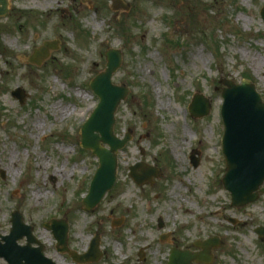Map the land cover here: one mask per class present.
Segmentation results:
<instances>
[{"label":"rangeland","instance_id":"obj_1","mask_svg":"<svg viewBox=\"0 0 264 264\" xmlns=\"http://www.w3.org/2000/svg\"><path fill=\"white\" fill-rule=\"evenodd\" d=\"M114 1L8 0L0 17V244L18 211L57 264L79 263L56 249L44 227L50 219L67 221L78 253L99 235L101 257L84 264H167L171 249L197 251L194 243L211 237L219 244L208 264H264L255 233L264 227V194L231 206L220 116L221 79L251 80L264 101V0ZM45 41L56 48L31 62ZM109 49L122 53L112 82L129 89L114 133L131 129L132 139L118 151L114 186L88 211L82 201L98 160L81 147V127L99 101L89 83ZM196 94L211 103L200 118L188 112ZM137 162L162 175L137 185L129 177Z\"/></svg>","mask_w":264,"mask_h":264},{"label":"water","instance_id":"obj_2","mask_svg":"<svg viewBox=\"0 0 264 264\" xmlns=\"http://www.w3.org/2000/svg\"><path fill=\"white\" fill-rule=\"evenodd\" d=\"M117 1V2H116ZM116 8H128L116 0ZM8 0H0V17L7 12ZM118 6V7H117ZM264 21V7L260 10ZM57 41H45L35 50L30 61L36 64L48 57L49 50L56 48ZM106 68L89 83L91 90L99 101L91 115L81 127V147L90 150L98 160V167L89 184L88 193L83 198L84 210L91 211L111 190L116 181L117 154L131 139L132 130L118 137L114 133L115 112L120 103L125 100L129 89L125 85L112 82V75L120 67L122 53L119 49H109L106 52ZM222 104L220 116L223 123L221 138L222 153L225 159V171L221 179L222 186L229 193L231 206L242 207L253 203L264 194V101L255 84L249 79L236 83L231 79H221ZM22 104L26 98L23 89L12 91ZM211 109L209 99L202 94L193 96L188 111L194 118L206 116ZM198 151L190 155L192 165H198ZM162 175V171L145 162H137L129 167V177L137 185L152 181ZM10 233L3 236L5 244H0V257L8 264H57L44 255V245L32 234V227L24 223L20 212L11 216ZM114 224H119L115 222ZM46 229L52 232L59 252H66L71 259L79 264L98 261L101 257L100 237L95 235L86 252L78 253L68 246L69 226L65 219H50L44 223ZM159 226H162L161 221ZM255 233L264 240V227L259 226ZM25 237V245H19L17 240ZM35 244V245H34ZM200 251L176 249L170 251L167 264H208L212 261L211 249L219 244L215 238L203 242H195ZM14 251L16 253L14 254ZM140 257L143 254L140 252ZM24 260V262H23Z\"/></svg>","mask_w":264,"mask_h":264},{"label":"bare ground","instance_id":"obj_3","mask_svg":"<svg viewBox=\"0 0 264 264\" xmlns=\"http://www.w3.org/2000/svg\"><path fill=\"white\" fill-rule=\"evenodd\" d=\"M79 96H82V97H86V95L82 94V93H78ZM64 115V114H63Z\"/></svg>","mask_w":264,"mask_h":264}]
</instances>
